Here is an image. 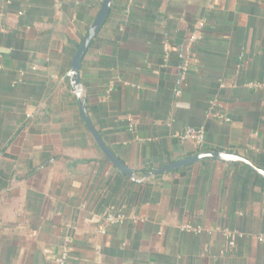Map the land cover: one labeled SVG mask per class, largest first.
Segmentation results:
<instances>
[{
    "label": "crops",
    "instance_id": "crops-1",
    "mask_svg": "<svg viewBox=\"0 0 264 264\" xmlns=\"http://www.w3.org/2000/svg\"><path fill=\"white\" fill-rule=\"evenodd\" d=\"M101 1L0 0V264H264L263 177L205 159L143 178L204 150L264 170V0H112L79 79L138 181L66 76Z\"/></svg>",
    "mask_w": 264,
    "mask_h": 264
},
{
    "label": "water",
    "instance_id": "water-1",
    "mask_svg": "<svg viewBox=\"0 0 264 264\" xmlns=\"http://www.w3.org/2000/svg\"><path fill=\"white\" fill-rule=\"evenodd\" d=\"M111 4H112V0H102L100 2L98 11L94 19L90 23L87 31L85 32L84 36L82 37L81 41L76 47V50L71 58L69 68L66 72V76L68 78L71 90L77 97L81 115L85 121V125L88 131L90 132V134L92 135V137L94 138L99 149L117 169L122 171L128 177L138 181L139 179L135 178L136 174L134 173V171L130 169L128 166H126L118 157H116V155L106 145V143L103 141V139L99 135L98 131L93 126L91 120L89 119L88 113H87L86 97L83 93L82 83L80 82V79H79V70L81 66V61L84 55L86 54L91 42L96 37L99 29L101 28L105 19L107 18L108 13L111 8ZM205 159H212V160H216L220 162H231V163L240 162L264 178V170H262L260 167L255 165L252 161H250L249 159L241 155H238L237 153H234L231 151H224V150L198 151L197 153L193 155H190L188 157L179 159L163 167H159L157 169L149 171L148 173L144 175L143 178H147V177L162 173L164 171H169L177 167L188 165V164H191V163H194L200 160H205Z\"/></svg>",
    "mask_w": 264,
    "mask_h": 264
},
{
    "label": "built area",
    "instance_id": "built-area-1",
    "mask_svg": "<svg viewBox=\"0 0 264 264\" xmlns=\"http://www.w3.org/2000/svg\"><path fill=\"white\" fill-rule=\"evenodd\" d=\"M203 30V22L199 21L196 22V25L194 27V31L190 37V41L192 42L196 37H199L201 32ZM163 48L165 51L169 49L168 43L163 44ZM187 63L183 64V69L186 70ZM252 85L256 86V83H251ZM178 94V92H176ZM225 120H228V118H224ZM130 129L133 130V125L130 124ZM179 138L182 140L191 141L195 145L201 147L204 143L205 133L202 128H193V127H187L185 128L180 134ZM123 216L121 214H107L104 218L105 223H116L122 221ZM228 233V232H227ZM258 240L261 242H264V235L261 234L258 236ZM229 245H233V241H228ZM67 260V252L64 249L60 255L54 258V262L56 264H66Z\"/></svg>",
    "mask_w": 264,
    "mask_h": 264
},
{
    "label": "trees",
    "instance_id": "trees-1",
    "mask_svg": "<svg viewBox=\"0 0 264 264\" xmlns=\"http://www.w3.org/2000/svg\"><path fill=\"white\" fill-rule=\"evenodd\" d=\"M105 20H106V19H105ZM92 42H93V41H92ZM92 42H91V44H92ZM78 44H79V43H78ZM78 44H77V45H78ZM91 44H90V45H91ZM89 47H90V46H89Z\"/></svg>",
    "mask_w": 264,
    "mask_h": 264
}]
</instances>
